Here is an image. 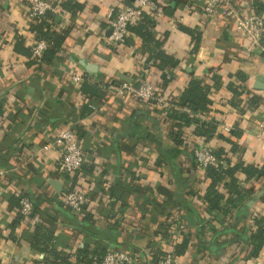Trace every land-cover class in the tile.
<instances>
[{
    "label": "crops",
    "instance_id": "obj_1",
    "mask_svg": "<svg viewBox=\"0 0 264 264\" xmlns=\"http://www.w3.org/2000/svg\"><path fill=\"white\" fill-rule=\"evenodd\" d=\"M79 1L85 6L76 15L56 11L59 28L74 25L67 48L49 65L38 67L16 49L18 37L29 49L35 38L25 19L28 0H0V170L7 172L0 176V264H43L45 258L30 244L34 224H16L18 209L10 200L17 194L33 199L39 207L36 223L52 228L56 249L74 257L86 244L91 250L120 246L137 252L134 264H154V252L173 251L189 235L179 264H264V247L258 256H248L256 218H264V176L248 178L238 171L239 184L249 193L235 206L227 202L230 193L222 184L223 207L209 213L204 196L210 181L189 150L173 141V119L166 109L109 89L104 96H88L81 90L83 82L71 77L87 72L90 82L108 86L145 78L167 98L179 96L193 76L200 77L212 86V106L194 115L217 121L216 133L206 142L223 147L232 165L262 166L264 90L255 83L264 82L263 51L249 47L248 37L237 29V15L225 8L207 15L206 0H162L163 7L174 8L155 18V37L163 42L162 50L180 60L166 67L171 77L165 85V70L154 60L144 67L139 37L130 35L125 48L109 40L112 12L126 0ZM253 1L234 4L246 14L253 11ZM72 57L86 59L97 70ZM233 86L242 93H234ZM253 95L261 103L244 110L242 103ZM66 126L75 129L86 154L72 184L89 198L86 226L60 203L68 183L55 172L57 149H44ZM196 127L192 123L185 128L190 144ZM176 224L185 229L173 242Z\"/></svg>",
    "mask_w": 264,
    "mask_h": 264
},
{
    "label": "trees",
    "instance_id": "obj_2",
    "mask_svg": "<svg viewBox=\"0 0 264 264\" xmlns=\"http://www.w3.org/2000/svg\"><path fill=\"white\" fill-rule=\"evenodd\" d=\"M180 1L181 0H176V3L179 4ZM126 2L130 3L132 2V0H126ZM52 4L59 11L65 10L72 15H76L79 11H83L85 6V4L79 0H61L58 2H52ZM173 8L174 7L172 6V4H169L163 7V10L166 13H172ZM253 9L258 13L264 12V1L254 0ZM56 16V12L49 10L39 20L31 22L30 27L35 34V38L46 39L49 43V47L45 50L41 57H35L31 52V48L29 49L27 47H23V38L18 37L17 39L16 49L26 53L31 58L30 63L32 65H36L38 67H41L42 65H49L59 54V52L63 51L64 48L66 49V46H68V39L72 36L74 25H69L65 28H59V24L56 21ZM155 18L156 17L150 15L149 13H145L139 21L129 26V30L131 32V36L135 35L142 40V49H140L141 52H143L142 54H145L146 52L148 53L144 60V67L148 68L151 60H154L156 62L155 64L159 68L165 70L167 69L166 67L177 66L180 60L162 50L163 42L159 41L155 37ZM186 30L193 34V31L191 29L186 28ZM262 42L264 44V35L262 38ZM128 44H130V37L128 39ZM140 75L144 76V73L142 72ZM166 77L167 76L164 72L163 79L165 85L168 81V77ZM214 79V86L218 87L220 79L218 76H215ZM108 84V82H106L104 85V83L101 84L100 82H90L89 80H85L81 84V90L88 96H104ZM133 84L135 86H138L139 82L136 81ZM211 87L212 86L206 83L204 79L193 76L179 96H173L169 98L171 103L174 104L173 108L171 107L167 110L169 112L170 118L173 119L171 137L175 144H177L178 146H183L185 150H189L188 155H191L193 163H195L197 167L199 166L194 157V146L200 139H205V141L210 140L217 131L216 120L213 119L211 121H205L201 120L200 117L194 115V113L200 112L204 114L210 111L212 106V100L209 96ZM232 89L234 93H242L241 89H237L235 88V86H233ZM259 103H261V97L253 95L251 96L250 101L242 103V105L245 104V106H243L245 110V108H247L249 104L255 108ZM192 123H197V127L194 131V135L196 138H193L190 144L189 141L187 142L188 133L185 128ZM214 151L218 158L221 160V163L217 165H210L205 169L206 177L210 181V185L204 196L209 213H213L223 207L221 203L225 198V195L219 190V187L222 184L228 188V191L230 193L227 198V202L229 204H235L236 206L238 203L237 201L241 200L247 193H249L248 190L242 188L239 184V179L237 176L238 171L241 170L242 172H245L248 178L264 176V165L259 166L253 164H245L243 162L232 165L230 155L225 151L223 147L214 148ZM21 195L22 194H17L15 196H12L10 200L11 204L18 209L16 224H18L21 220V214L19 212V201ZM38 209L39 207L35 203L34 212L31 218L28 219L25 224L30 222L34 224V234L30 235V244L34 249L45 253L43 264H99V262L102 260L103 256L109 249L120 248V246H113L111 248L108 247L109 249L106 250L105 248L102 249L98 247L95 250H91L90 245L86 244L84 247L78 249L76 257L72 256V253L66 251L65 249L58 250L54 246L55 237L53 229L48 227V225L44 221H39L40 223H36V221L39 220ZM86 215L87 213L85 210V214L80 217L82 218L81 226H86L90 222ZM34 219H36L35 222ZM16 224L14 228L16 227ZM256 224L257 228L252 231V249L249 252L248 256H258L262 248L264 247V218H256ZM1 238L2 235L0 234V239ZM188 243L189 235L185 237L182 243H175V253L177 255L184 253L188 246ZM165 253L161 251L154 252V255H152V257L154 256L153 263L157 264ZM137 257L138 255H136V258Z\"/></svg>",
    "mask_w": 264,
    "mask_h": 264
},
{
    "label": "built area",
    "instance_id": "obj_3",
    "mask_svg": "<svg viewBox=\"0 0 264 264\" xmlns=\"http://www.w3.org/2000/svg\"><path fill=\"white\" fill-rule=\"evenodd\" d=\"M219 7L225 8V11L228 13L237 15V29L248 37L251 49H261L263 51L264 58V44L262 42L264 35V12L258 13L253 9L250 13H240L234 4V0H206L203 11L207 15H212ZM49 10L54 12L59 11L49 0H28L25 19L28 22L37 21ZM145 13H149L154 17L162 15V0H132L130 3L125 2L116 11L112 12L109 20L111 28L109 40L111 44L116 48H125L131 35L129 26L139 21ZM48 47V41L43 38H34L30 46L31 52L35 57H41ZM147 55L148 53L146 52L144 56ZM165 73L168 78L171 77L168 69H165ZM71 77L72 80L80 83L85 80H91V75L87 72L72 73ZM137 81L139 82L138 86L128 81H122L117 85H109L107 89L120 95L132 93L139 99L153 102L154 105L163 107L166 110L174 107L169 98L160 94L152 82L145 78H138ZM50 148H56L58 151L55 172L59 176L64 177L68 183L67 189L59 196L60 203L77 216L82 217L85 214L89 198L84 191L71 186L75 174L82 168L85 162L86 154L75 129L72 126L61 128L53 137V140L44 146V149ZM193 150L195 160L201 169L205 170L210 165L221 163V160L214 151V147L205 140H199ZM5 175H7V172L0 170V176ZM19 204L20 222L26 223L34 212L35 202L28 194H23L20 197ZM184 229L185 226L183 224H176L175 233L172 236L173 242L176 240L177 233ZM136 255L137 252L127 249L111 248L105 253L99 264H134ZM157 264H179V255L175 253V250L168 251Z\"/></svg>",
    "mask_w": 264,
    "mask_h": 264
},
{
    "label": "water",
    "instance_id": "obj_4",
    "mask_svg": "<svg viewBox=\"0 0 264 264\" xmlns=\"http://www.w3.org/2000/svg\"><path fill=\"white\" fill-rule=\"evenodd\" d=\"M59 18V16H58ZM110 32H111V28H110ZM72 59L74 60H79V62L84 65L87 69L91 70V71H96L97 68L95 67V65L89 63L86 59H78L77 57H72ZM122 78L126 79V80H129L131 81V77L127 76V75H121ZM255 88L257 89H262L264 90V82L258 80L256 83H255Z\"/></svg>",
    "mask_w": 264,
    "mask_h": 264
}]
</instances>
